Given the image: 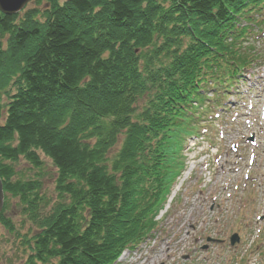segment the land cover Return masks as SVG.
Listing matches in <instances>:
<instances>
[{"label": "trees", "instance_id": "trees-1", "mask_svg": "<svg viewBox=\"0 0 264 264\" xmlns=\"http://www.w3.org/2000/svg\"><path fill=\"white\" fill-rule=\"evenodd\" d=\"M43 1L0 12L4 205L18 198L39 228L27 264H112L159 224L193 102L251 61L241 42L264 0ZM39 152L57 171L45 213L40 182L12 166L40 167Z\"/></svg>", "mask_w": 264, "mask_h": 264}, {"label": "rangeland", "instance_id": "rangeland-1", "mask_svg": "<svg viewBox=\"0 0 264 264\" xmlns=\"http://www.w3.org/2000/svg\"><path fill=\"white\" fill-rule=\"evenodd\" d=\"M45 4L30 0L20 12L42 10ZM257 27L252 26L242 44L251 48L254 61L227 90L204 88L203 94L213 100L206 101L204 112L199 109L197 136L183 142V171L160 211L161 224L148 241L126 251L115 264H134L137 250L146 244L153 245L148 259L161 252L164 256L155 264H264V30ZM39 156L40 167L23 158L12 166L15 179L40 182L39 212L45 213L58 198L57 171L48 157L41 152ZM4 206L2 217L8 225L0 220V264H27L39 228L18 198L7 195ZM233 232L240 239L231 246Z\"/></svg>", "mask_w": 264, "mask_h": 264}, {"label": "water", "instance_id": "water-1", "mask_svg": "<svg viewBox=\"0 0 264 264\" xmlns=\"http://www.w3.org/2000/svg\"><path fill=\"white\" fill-rule=\"evenodd\" d=\"M30 0H0V12L4 15H13L20 12L26 3ZM4 203V191H3V184L2 179L0 177V212L2 211ZM238 240V236L234 234L231 237V243H234Z\"/></svg>", "mask_w": 264, "mask_h": 264}, {"label": "bare ground", "instance_id": "bare-ground-1", "mask_svg": "<svg viewBox=\"0 0 264 264\" xmlns=\"http://www.w3.org/2000/svg\"><path fill=\"white\" fill-rule=\"evenodd\" d=\"M263 113H264V108H263ZM235 172H237V171L235 170ZM174 193H175V190L172 191V194H174ZM161 254H162V252L160 254H157L156 256H154L155 258L151 257L148 261V264H155L157 259L164 258V256L162 257Z\"/></svg>", "mask_w": 264, "mask_h": 264}]
</instances>
